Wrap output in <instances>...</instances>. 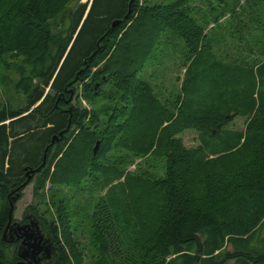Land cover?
I'll return each mask as SVG.
<instances>
[{
	"label": "trees",
	"instance_id": "16d2710c",
	"mask_svg": "<svg viewBox=\"0 0 264 264\" xmlns=\"http://www.w3.org/2000/svg\"><path fill=\"white\" fill-rule=\"evenodd\" d=\"M5 57L24 105L0 101V264L18 261L9 191L40 167L29 184H49L53 213L19 222L42 224L51 264H264V0H0ZM167 62L183 68L172 99L149 82ZM78 91L100 105L78 109Z\"/></svg>",
	"mask_w": 264,
	"mask_h": 264
},
{
	"label": "rangeland",
	"instance_id": "374dc122",
	"mask_svg": "<svg viewBox=\"0 0 264 264\" xmlns=\"http://www.w3.org/2000/svg\"><path fill=\"white\" fill-rule=\"evenodd\" d=\"M156 1L157 0H150V2H156ZM160 1L161 3L162 2L168 3L176 0H159V2ZM81 2L90 3V0H81ZM222 21L223 19L220 20V22ZM212 26H213L212 23L209 24L207 29H209ZM3 60L4 63L10 66L6 67L4 63L0 64V101H4L6 100V98H11L13 100L12 102L14 104V107L16 108L22 107L24 105V101L21 99L22 95L20 93H15V91H13L14 82L18 78L16 69L17 66L20 65L19 60L16 59L11 60L7 57L3 58ZM160 66H162L161 63H159V66L156 67L157 69L154 70L153 80L150 76L149 79L151 81L149 80L148 81L150 82L151 85L154 86L155 91L159 93L162 99H172L179 89L180 82L178 81V76L180 77L182 76L183 68L180 67L179 71H177L176 65L172 64L171 62H167V64L163 66L164 68H161ZM47 91L48 89L45 88L44 93H47ZM72 104L76 105L78 109L80 110L83 109L86 110L88 113H90L93 110V107H98V105H100V102L99 104L96 103L91 104L82 96V92L78 91L77 97L73 99ZM225 128L232 131H243L244 119L241 117H236L235 119L230 121ZM180 138L182 139L183 145L188 149L195 148L199 144L198 133L193 130L184 132L180 136ZM140 161L141 160L138 158H133L132 163L127 167V170L129 172H132L134 171V169L136 170L137 168L142 167V165H140L141 164ZM156 167H158V163H155L153 166H146V168H144L143 166L141 170L144 172L147 171L149 174H151L156 169ZM34 180L22 190L21 196L15 203L14 206L15 210L13 212V218L15 221L22 220L26 208L28 207L35 208L37 213L43 216L45 219H48L49 216L52 215L53 213V209L49 201L50 199L49 195L51 194V191L49 192L50 189L49 184H46L43 192L41 191L40 193L35 194L33 192V185L35 182ZM85 192L86 193L83 194H89L87 191ZM95 195L99 196L100 192L97 191ZM58 196L71 197V193L69 191L64 190L61 193H58ZM80 196H86V195H80ZM75 201H77L76 197H75ZM74 212L77 216L80 217L81 212L79 214L78 209H75ZM79 241H80V246H82L84 249L86 260L87 262H89L91 256L90 250H91L92 242L90 243L88 235H81Z\"/></svg>",
	"mask_w": 264,
	"mask_h": 264
},
{
	"label": "water",
	"instance_id": "95a60500",
	"mask_svg": "<svg viewBox=\"0 0 264 264\" xmlns=\"http://www.w3.org/2000/svg\"><path fill=\"white\" fill-rule=\"evenodd\" d=\"M119 22V20L115 21L112 27L117 26ZM96 87L97 85L95 88ZM55 139L56 138H54L53 141ZM97 148L98 142L93 148V154H95ZM40 168L26 173L27 178L22 184V188L29 184V179L33 173L38 172ZM14 191V189H10L7 196L8 217L6 225L1 233V240L7 244L18 243L16 251L18 261L15 264H51L56 256L57 250L52 238L44 230L42 224L32 215L26 216L27 223H20L12 218L13 204L19 198L18 195L13 196ZM11 231L14 232V235H7Z\"/></svg>",
	"mask_w": 264,
	"mask_h": 264
},
{
	"label": "bare ground",
	"instance_id": "6f19581e",
	"mask_svg": "<svg viewBox=\"0 0 264 264\" xmlns=\"http://www.w3.org/2000/svg\"><path fill=\"white\" fill-rule=\"evenodd\" d=\"M7 235H14V232L11 231L10 233H8ZM7 237V236H6Z\"/></svg>",
	"mask_w": 264,
	"mask_h": 264
}]
</instances>
